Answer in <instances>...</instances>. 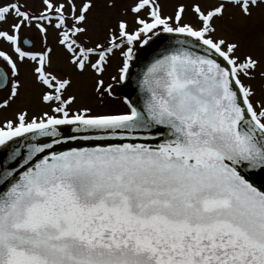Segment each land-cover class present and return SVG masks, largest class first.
Segmentation results:
<instances>
[{
	"label": "snow or ice",
	"instance_id": "obj_1",
	"mask_svg": "<svg viewBox=\"0 0 264 264\" xmlns=\"http://www.w3.org/2000/svg\"><path fill=\"white\" fill-rule=\"evenodd\" d=\"M166 3L0 0V110L44 106L0 122V264H264V0ZM161 33L142 104L73 108L57 58L104 104Z\"/></svg>",
	"mask_w": 264,
	"mask_h": 264
},
{
	"label": "rangeland",
	"instance_id": "obj_2",
	"mask_svg": "<svg viewBox=\"0 0 264 264\" xmlns=\"http://www.w3.org/2000/svg\"><path fill=\"white\" fill-rule=\"evenodd\" d=\"M176 3H177V0H167V3L165 5V12L171 13L174 10ZM129 22L130 24L132 23L131 17H129ZM53 43H55L54 40H53ZM60 58L63 59L62 57ZM55 67L58 71H65L73 76L74 84L70 91L75 93L78 96L77 104L73 106L74 109L82 105L89 106L93 108L94 111H97V112L120 111V110L126 109V105H124L123 103V97L120 96L117 91V85L119 83H116L115 81L111 80V77L118 73L119 59L117 57H114L112 59L111 64L107 67V70L103 74V77H102L105 80L106 85L108 83L113 84V92H114V96L107 98L104 104H101L99 102L97 95L93 90L95 79H97V77L93 73L76 75L75 73L72 72V69L69 66V64L67 67V65L64 63V59L56 61ZM38 94H39L38 88L34 89L27 96L23 97L21 101H18L17 103H15L11 108L0 110V122H2L3 120L7 118H13L16 111L19 108L25 107V106H27L30 114L39 113L44 106L40 104L39 99H38Z\"/></svg>",
	"mask_w": 264,
	"mask_h": 264
},
{
	"label": "water",
	"instance_id": "obj_3",
	"mask_svg": "<svg viewBox=\"0 0 264 264\" xmlns=\"http://www.w3.org/2000/svg\"><path fill=\"white\" fill-rule=\"evenodd\" d=\"M173 43H174L173 37H163L161 40L157 41L156 43L152 44L151 47H149L147 53L138 61L136 68L131 72V78L128 81H126L125 84L122 86L123 96H128L130 99L136 101L138 105L142 104V93L140 91V87L138 84V81L142 76V72L146 70L147 65L152 61L153 56H155L157 52L162 51L164 46ZM61 132L65 136L77 134L72 131V128L70 126H61ZM40 140L41 142H50L51 138L42 137L40 138ZM149 142L155 144L159 141L153 140ZM81 146H92V143L77 141V142H69V143L57 145L55 147L56 150L65 151L68 150L69 147H81ZM1 158H3V154L1 155ZM258 183H264V178L258 180Z\"/></svg>",
	"mask_w": 264,
	"mask_h": 264
},
{
	"label": "flooded vegetation",
	"instance_id": "obj_4",
	"mask_svg": "<svg viewBox=\"0 0 264 264\" xmlns=\"http://www.w3.org/2000/svg\"><path fill=\"white\" fill-rule=\"evenodd\" d=\"M163 37H170V35L167 34V33H161L159 36L154 37V42H150V45H152V44L156 43L157 41L161 40ZM148 49H149V46H145L144 48H140V47L138 46L137 59L133 61V66H132V68H131V70H130L131 72L136 68V66H137V64H138V61H139V60H140V59H141V58L147 53ZM62 58L64 59V63H65V64L67 65V67H68V63H67L66 58H64V57H62ZM63 59H61V58L59 57V58H57L56 61L63 60ZM125 82H126V81H125ZM125 82L119 83V84L117 85V91H118V94H119L120 96H122L123 98H124L125 96L122 95V86L125 84ZM14 116H15V115H14ZM14 116H13V118H14ZM1 155H2V153H0V158H1Z\"/></svg>",
	"mask_w": 264,
	"mask_h": 264
}]
</instances>
